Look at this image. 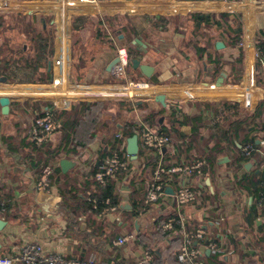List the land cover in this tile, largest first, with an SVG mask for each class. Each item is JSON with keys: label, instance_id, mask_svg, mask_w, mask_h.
Instances as JSON below:
<instances>
[{"label": "crops", "instance_id": "1", "mask_svg": "<svg viewBox=\"0 0 264 264\" xmlns=\"http://www.w3.org/2000/svg\"><path fill=\"white\" fill-rule=\"evenodd\" d=\"M5 1L8 3L3 14L37 15L38 28L48 29L53 38L46 83L0 82V97L10 98L7 115L2 114L0 106V199L5 202V210L0 212V257L14 256L26 244L34 243L47 254L86 259L94 253L99 264H138L145 252L143 247L135 239L121 247L115 245L116 241L137 234L151 237L157 223L180 216L189 231L200 228L209 239L217 240V259L211 251L207 253L205 244H193L201 252L198 264H264V209L257 206L264 180V73L254 57L258 39L264 34V0H117L120 6H113V1L99 2L102 9L97 10L85 9L84 5L90 3L81 0ZM10 5L20 12H9ZM120 11L123 13H117ZM197 13L239 15L244 50L239 43L238 47L231 46L229 36L214 23L199 24L192 17ZM115 15L120 17L107 27L105 23L96 25V19L87 20L92 32L77 35L78 47L92 60L81 71L83 81H74L72 18ZM160 16L164 19L160 20ZM136 38L146 47L132 44ZM217 42L223 48L217 49ZM60 45L65 80L70 86L82 85L90 92L122 83L125 79L118 66L110 71L107 68L118 48L129 47L141 65L154 70L147 78L130 66L126 79L159 87L149 95L133 91L127 96L72 98L64 109H55L59 127L51 141L35 146L30 137L32 123L48 108L45 103L57 100L51 87L60 78L61 70L53 63L61 54ZM262 57L264 60L263 53ZM162 75L166 80L159 82ZM247 84L254 90L248 94L243 90ZM186 86H198L194 99L183 93ZM159 95L164 96V104L155 100ZM119 101L131 106H127L128 110L108 106L100 112L91 107L95 102ZM131 124L136 131L138 124L162 131L172 143L157 154L144 151L138 141L142 155L136 160L129 158V172L110 179L118 210L105 216L94 215L89 205L91 198L100 193L93 181L97 161L111 152L118 135L126 149L125 132ZM248 143L259 150L250 160L239 154ZM160 155L165 167L207 161L199 174L176 176L169 186L175 190L178 177L181 186L197 194V202L178 209L173 194H168L159 204L144 208V194L156 168L152 169V162L157 164ZM62 160L68 161V166L61 167ZM46 167L52 170L48 187L39 192L37 184ZM43 200L52 203L49 211L40 204ZM175 247L168 237L155 254L166 259Z\"/></svg>", "mask_w": 264, "mask_h": 264}, {"label": "built area", "instance_id": "2", "mask_svg": "<svg viewBox=\"0 0 264 264\" xmlns=\"http://www.w3.org/2000/svg\"><path fill=\"white\" fill-rule=\"evenodd\" d=\"M5 0H3L4 2ZM83 3L98 4L100 0H81ZM202 1H214V0H202ZM217 2L229 3L228 0H215ZM2 0L0 1L1 7L6 10L7 4H4ZM239 46L244 50L245 44L242 41L239 42ZM63 46L59 47V54L54 60V66L61 70L60 78L54 81V86L51 89L54 91L57 100H53V106L51 108H46L42 113L37 116L30 129V137L32 143L35 146L47 145L52 136L58 130V122L55 119V109H64L68 104L70 99H77L85 91H88L86 88L81 87L82 85L78 84H69L66 83L65 73H64V59L62 56ZM249 51V50H248ZM116 56L119 59L117 64L122 78L125 80L122 83H116L107 85L111 87V90L123 88V89H134L137 91H145L147 94L156 92L155 90L159 87L157 84L150 83L147 81H132L126 79V70L129 67V57L127 49L122 47L117 49ZM255 62L258 64L259 70L264 73V60L262 57L261 50L259 48L255 49L254 52ZM63 70V71H62ZM69 86V87H68ZM198 86L184 87L183 93L189 99H194V94H197L196 91H199ZM213 87V86H211ZM73 90L70 92L68 90ZM246 94L251 93L254 90L250 89L249 84L246 88L243 89ZM194 91V92H193ZM147 96V95H146ZM2 97V96H1ZM143 97L139 96L138 98ZM123 98V97H120ZM223 115V111H222ZM219 121V118L216 119ZM138 141L141 143V146L144 151L161 154L163 150L172 143L170 136L165 134L162 131L152 129L146 124H138L136 134ZM117 142L112 150L110 156L105 157L102 160H99L96 166V171L93 175V180L100 187H105L109 180L116 176L117 174L127 173L130 170V156L124 154L125 144L123 143V138L117 136ZM258 149L252 144L248 143L244 145L239 154L244 159H252L256 154H258ZM207 165L205 159H200L192 162L187 165H175L171 167H165L162 157L160 155L156 168L153 172L151 180L146 190V194L143 200L144 208H150L159 204L163 197L168 195L166 192L167 188L174 181V177L180 176L182 174H199L201 170ZM51 168L46 167L41 175L40 181L37 184V190L43 192L48 187V176L51 173ZM177 188L174 190L173 200L175 207L180 209L184 206L194 204L197 202V194L190 188L186 186H181L179 183V178L177 177ZM93 208L96 209L98 206H105V210L110 212H115L118 210L117 206H111L109 199H93L91 200ZM257 206L260 209H264V180L262 182V190L257 201ZM5 210V202L0 199V212ZM216 225L219 226V221L216 222ZM175 227L180 228L182 243L180 247V252L178 254V262L180 264H198L197 258L201 255L200 250L197 249L193 244L201 243V241L206 237L204 230L198 228L194 231H189L186 227V221L180 216H172L161 222L160 229L162 232H172ZM135 239L134 235L125 236L119 238L115 245L118 247L124 246L126 243L133 241ZM193 243V244H192ZM206 247L213 253L217 254L219 248L217 244L209 242ZM153 260L152 255L145 251L142 258L139 260L138 264H151ZM0 264H99V260L96 254H90L86 259L78 258H69L59 254H47L44 252L43 248L34 243L26 244L19 253L11 257H0Z\"/></svg>", "mask_w": 264, "mask_h": 264}, {"label": "trees", "instance_id": "3", "mask_svg": "<svg viewBox=\"0 0 264 264\" xmlns=\"http://www.w3.org/2000/svg\"><path fill=\"white\" fill-rule=\"evenodd\" d=\"M181 1V0H178ZM190 1H201V0H190ZM122 16V15H121ZM126 16L128 19L129 16ZM120 15H115L111 18H102L99 16H76L72 18V71L71 76L74 81H83L84 75L82 74V69L86 68L87 64L91 62L92 58L88 59V54L83 52V48H79V42L77 41V35L82 32H92V28L88 29L87 20L96 19V25H102L105 23L110 24L114 19L119 18ZM192 17L196 21L205 24L214 23L215 26L223 29V32L229 36V42L231 46L238 47V43L241 40L242 35V23L240 21V16L233 13H220V14H193ZM104 19V20H103ZM160 20L164 19L163 16L159 17ZM46 24L49 23L47 18L45 19ZM108 21V22H107ZM39 21L37 15H27L22 13H0V81L7 83H46L48 80V74L45 72L47 65L49 64V57L52 52V32L48 29H39ZM100 31V29L98 28ZM98 31V32H99ZM78 35V36H79ZM257 46L260 48L264 54V34H261L258 39ZM128 57H129V67L130 60L134 58V52L131 48L127 47ZM86 51V50H85ZM88 62V63H87ZM128 67V68H129ZM129 77L130 75L127 74ZM134 81H141L138 79H133ZM48 108L52 107L51 103H45ZM118 105L121 108L124 107L128 110L127 106H131L129 102L119 101V102H95L91 106L96 112H100L108 106ZM90 107V108H91ZM87 110V109H86ZM92 110V111H93ZM88 111L93 114V112L88 109ZM90 114V115H91ZM89 116V113H88ZM136 134V129L134 124H131L125 132L127 138L132 137ZM114 149V148H113ZM112 149V150H113ZM106 153V155L101 156L99 160L110 156L112 153ZM124 154H126V149H124ZM142 154L139 152L138 156ZM97 161V163L99 162ZM200 160V159H199ZM152 169L155 168V161L152 162ZM97 166V165H96ZM94 181V180H93ZM96 184V182L94 181ZM174 184V181L172 182ZM100 193L94 195L93 199H109L111 206H119L118 198L114 193V188L109 180L105 187H100ZM146 194V192H145ZM144 194V197H145ZM144 200V198H143ZM105 206H98L96 209L93 208V204L90 202L89 211L94 215L105 216L109 213V210H105ZM133 217L137 216L136 212L132 213ZM161 222L157 223L156 233L153 236H146L137 234L135 237V242L142 246L144 251L149 252L152 257L151 264H164V261L168 264H180L178 262V254L181 247V232L179 227H175L172 232H162L160 229ZM191 230V229H190ZM171 237L172 245L176 247L174 251L169 254V256L164 259L158 257L155 254L157 247L161 246L162 241ZM209 242L217 244V240L209 239L206 236L201 243L207 245ZM177 244V245H176ZM193 244V243H192ZM176 249V250H175ZM213 257L216 259L218 255L214 254ZM164 259V260H163Z\"/></svg>", "mask_w": 264, "mask_h": 264}, {"label": "water", "instance_id": "4", "mask_svg": "<svg viewBox=\"0 0 264 264\" xmlns=\"http://www.w3.org/2000/svg\"><path fill=\"white\" fill-rule=\"evenodd\" d=\"M132 44L136 45L138 48H145L146 45L144 43H142L140 41L139 38H136ZM216 48L217 49H220V48H223V44L221 42H217L216 43ZM119 62V59L118 57L116 56L112 62L109 64L107 70L110 71L111 68L114 66V65H117ZM130 65L131 67L136 70V69H139L142 74L149 78L152 73H153V68L151 66H147V65H141L140 64V60H138L137 58H133L130 60ZM48 71H50V67H48ZM167 75H169V73H167ZM159 82H164L166 80V75H162L161 77H159L157 79ZM0 82H4V81H0ZM223 82V78H220L219 79V84H221ZM155 100L161 104H164V96L163 95H159L155 98ZM9 105H10V98L9 97H6V96H2L0 97V106H1V109H2V114L4 115H7L8 112H9ZM126 153L128 154V156H130L131 160H136L137 157H138V153H139V146H138V137L137 135H133L132 137L128 138L127 140V146H126ZM68 161L66 160H62L60 162V165L61 167H66L68 166ZM250 165V164H249ZM166 192L168 194H174V190L172 188H167ZM40 204L44 207V209L46 211H49L48 208H50V206L52 205L51 202H48L47 200H43L40 202ZM1 226H2V222L0 220V230H1ZM207 253H210V250H207Z\"/></svg>", "mask_w": 264, "mask_h": 264}, {"label": "bare ground", "instance_id": "5", "mask_svg": "<svg viewBox=\"0 0 264 264\" xmlns=\"http://www.w3.org/2000/svg\"><path fill=\"white\" fill-rule=\"evenodd\" d=\"M85 9L87 10H97V9H102V4H97V5H92V4H89V5H84ZM133 91L135 92V94H140L142 92H145V91H137V90H134V89H123V88H120V89H101V90H91L90 92L89 91H85L84 94H82L81 96L84 95V97H90V96H94V95H103V94H112V95H124V96H127V95H132L134 94Z\"/></svg>", "mask_w": 264, "mask_h": 264}, {"label": "rangeland", "instance_id": "6", "mask_svg": "<svg viewBox=\"0 0 264 264\" xmlns=\"http://www.w3.org/2000/svg\"><path fill=\"white\" fill-rule=\"evenodd\" d=\"M109 1H113V6H115L116 5V7L117 6H120V4L117 2V0H100V2H109ZM3 2V1H2ZM4 4H7L8 2H6V1H4L3 2ZM5 7H7V6H5ZM10 7H11V5H10ZM12 9H10L9 10V12H11L13 9H18V7H15L14 5H12V7H11ZM121 9V8H120ZM119 8L118 9H116V10H120ZM18 11V10H17ZM17 11H15V12H17ZM18 12H20V11H18ZM22 12V11H21ZM0 13H6V11H5V9L4 8H2L1 7V9H0ZM103 13L104 14H112L113 13V11H103ZM117 13H123V11H120V12H117ZM143 14H147L146 12H144ZM130 79V78H129ZM130 80H132V81H134L133 79H130Z\"/></svg>", "mask_w": 264, "mask_h": 264}]
</instances>
